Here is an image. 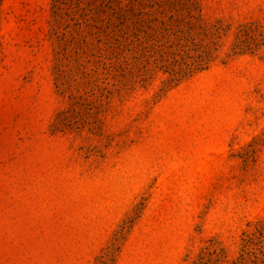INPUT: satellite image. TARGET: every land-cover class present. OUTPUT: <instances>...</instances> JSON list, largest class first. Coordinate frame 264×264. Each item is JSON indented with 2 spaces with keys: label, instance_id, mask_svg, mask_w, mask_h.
Returning <instances> with one entry per match:
<instances>
[{
  "label": "rangeland",
  "instance_id": "374dc122",
  "mask_svg": "<svg viewBox=\"0 0 264 264\" xmlns=\"http://www.w3.org/2000/svg\"><path fill=\"white\" fill-rule=\"evenodd\" d=\"M102 3L0 0V264H264V0Z\"/></svg>",
  "mask_w": 264,
  "mask_h": 264
},
{
  "label": "trees",
  "instance_id": "16d2710c",
  "mask_svg": "<svg viewBox=\"0 0 264 264\" xmlns=\"http://www.w3.org/2000/svg\"><path fill=\"white\" fill-rule=\"evenodd\" d=\"M102 8V33L105 37L107 58L113 59L111 68H115L120 76L125 75L122 58L125 49H128L127 40L129 38L127 24L131 19V10H126L123 6V0H103ZM264 236V235H263ZM253 241L252 238L246 240V245ZM258 243H264L263 239L256 240ZM264 250V247L262 248ZM264 254V251H263Z\"/></svg>",
  "mask_w": 264,
  "mask_h": 264
}]
</instances>
